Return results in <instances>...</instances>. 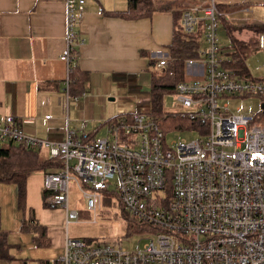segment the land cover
<instances>
[{"label":"built area","instance_id":"2783aa9c","mask_svg":"<svg viewBox=\"0 0 264 264\" xmlns=\"http://www.w3.org/2000/svg\"><path fill=\"white\" fill-rule=\"evenodd\" d=\"M63 1L66 31L59 58L66 67L62 93L68 101L74 25L83 20L85 0ZM244 5L228 12L209 0L182 11L185 32L194 31L200 20L204 27L197 56L186 62L189 78L174 89L180 108L171 112L206 125L203 133L197 129L196 138L167 144L159 122L135 110L107 121L102 136L77 134L67 126L64 138L51 142L27 135L14 115H1L0 143L45 147L60 158L59 170L44 173L43 190L46 204L64 209L65 225L77 218V211L68 208L74 179L89 209L96 210L102 192H114L126 210L153 228L141 233L150 237L134 250L121 238L87 241L65 231L62 254L52 264H264V83L224 66L229 58L221 54L217 37L220 20L264 25L256 14L264 0ZM256 35L264 49V31ZM165 60L163 54L155 67L162 68ZM238 95L258 96L259 108L232 111L219 102Z\"/></svg>","mask_w":264,"mask_h":264},{"label":"crops","instance_id":"0c3cea01","mask_svg":"<svg viewBox=\"0 0 264 264\" xmlns=\"http://www.w3.org/2000/svg\"><path fill=\"white\" fill-rule=\"evenodd\" d=\"M251 1L216 0L224 5ZM208 2L153 0L155 10L149 17L125 19L105 15L101 8L123 11L127 0H85L83 20L74 25V61L88 74V80L82 93L66 101L62 93L66 67L59 58L65 44L64 1L0 0V118L12 114L27 135L51 142L62 140L67 126L77 134L86 131L97 137L106 120L123 111L120 105L125 93L144 74L150 78L148 58L168 52L173 11ZM44 173L28 176L26 205L53 217L43 204ZM15 197V186L0 182V239L10 256L0 259V264H27L30 256L37 264L57 262L65 236L61 225L35 215L39 224L46 225L50 241L48 246L35 245L20 227ZM10 233L15 235L10 237Z\"/></svg>","mask_w":264,"mask_h":264},{"label":"trees","instance_id":"16d2710c","mask_svg":"<svg viewBox=\"0 0 264 264\" xmlns=\"http://www.w3.org/2000/svg\"><path fill=\"white\" fill-rule=\"evenodd\" d=\"M217 5L221 10H233L242 7L244 3L238 2L228 5L219 3ZM101 10L105 15L109 16L138 19L149 17L155 10V6L153 0H127V7L123 11H104L103 8ZM183 10L173 11V32L171 41L168 44V52L165 53L166 60L164 66L160 69L155 67L159 57L148 58L147 66L150 71L148 90L150 107L148 113L159 122L161 129L165 133L187 129H196V131L198 129L203 133L206 131V125L202 121L172 113L171 111H164L163 109L164 94L174 93L176 84L189 78L186 62L187 59L197 56L199 48L198 38L203 33V28L199 25H197L194 31L189 33L183 30L180 23ZM220 23L230 37L234 47V50L231 52V58L224 61L223 65L231 67L239 77L258 79L264 83V75L252 76L247 68L246 59L252 52L249 44L235 35L234 28L231 25L223 20H220ZM249 28L255 34L264 31V25H251ZM256 42L258 45V39ZM70 71V94H80L84 91V84L88 80V74L76 65L74 59ZM124 113L129 114V112ZM124 113H117L109 117L106 122ZM89 135L90 137H94L93 133ZM40 150V147L12 140L0 143V182L14 185L16 188L15 204L20 216L21 229L32 233V240L35 245L48 246L50 245V241L47 236L46 225L39 224L35 219L33 209L26 205V181L28 176L35 172L57 171L62 164L58 156L42 154ZM44 196L45 191L43 192V204L47 206ZM124 218L126 219V228L130 233L151 231L152 227L150 224L138 220L125 208ZM0 259H10L4 241L1 239Z\"/></svg>","mask_w":264,"mask_h":264},{"label":"rangeland","instance_id":"374dc122","mask_svg":"<svg viewBox=\"0 0 264 264\" xmlns=\"http://www.w3.org/2000/svg\"><path fill=\"white\" fill-rule=\"evenodd\" d=\"M225 10L234 11V9ZM260 11H263V13H260ZM202 14L203 12L200 11L199 16H202ZM256 14H260V16L264 18V8H259ZM226 23L234 28V33L237 37L245 40L250 46L252 52L246 59V65L250 74L252 76L264 75V49L258 47L256 42L257 35L250 30V28L248 29V27L252 24H232L229 21ZM198 25L203 28L204 20H200ZM217 37L221 54H224L230 59L231 52L234 50V47L231 43L230 37L226 33L223 26H221V23H219ZM149 81V76L144 74L134 88L128 93H125V101H123L120 105L122 106V112H131L135 110L140 112L149 111ZM219 102L221 104L227 102L232 111H238L237 108H240L241 112H252L259 108L260 98L256 95H238L232 97H220ZM179 108L180 106L176 95L174 93H165L163 96L164 111H176ZM105 131L106 127L101 126L96 134L97 136H102L105 134ZM198 136V132L192 129L170 131L166 135V143L170 144L172 140H177L178 138L193 139ZM45 149V147L41 148L40 151L42 154H48V151L46 153ZM71 162H73V160ZM71 174L75 176L74 174L76 173L71 171ZM79 180L83 189H86V186L82 183L80 178ZM114 181L115 178L110 180V190L114 189ZM39 197L40 195H35L37 200ZM39 203L42 206V202L40 201ZM34 204L36 203L34 202ZM31 206L34 208L33 205ZM123 207L116 193L105 191L102 192L99 204L96 206V210L93 211L89 209L86 206V199L82 195L81 189L77 185L76 181L72 179L69 183L68 208L75 209L77 211L76 219L65 225L64 209L60 206L48 205L44 207L46 209L45 211L49 210L53 217H47L45 213L41 212L39 207L37 208V211H35L34 208L33 212L34 215H36L41 221H52L53 225L59 222L63 235H65V231H67L68 236L71 238L99 242L112 241L117 238H121L123 240V246H125L128 250H134L145 242V238H149L150 236L141 233H130L128 231L126 228V219L124 218ZM25 233L32 236L31 232L25 231ZM9 235L10 237H13L15 234L10 233ZM30 258L31 259H29V263L27 264H37L35 257L30 256Z\"/></svg>","mask_w":264,"mask_h":264}]
</instances>
